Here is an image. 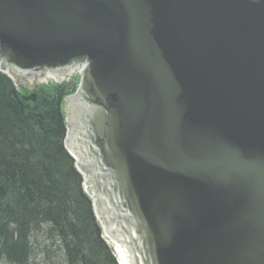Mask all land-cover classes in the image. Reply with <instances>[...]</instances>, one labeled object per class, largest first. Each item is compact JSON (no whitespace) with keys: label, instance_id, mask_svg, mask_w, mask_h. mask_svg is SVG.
<instances>
[{"label":"water","instance_id":"water-1","mask_svg":"<svg viewBox=\"0 0 264 264\" xmlns=\"http://www.w3.org/2000/svg\"><path fill=\"white\" fill-rule=\"evenodd\" d=\"M78 67L65 144L133 264H264V0H0V71Z\"/></svg>","mask_w":264,"mask_h":264},{"label":"trees","instance_id":"trees-1","mask_svg":"<svg viewBox=\"0 0 264 264\" xmlns=\"http://www.w3.org/2000/svg\"><path fill=\"white\" fill-rule=\"evenodd\" d=\"M67 88L41 112L0 71V259L10 264H119L65 144Z\"/></svg>","mask_w":264,"mask_h":264},{"label":"rangeland","instance_id":"rangeland-1","mask_svg":"<svg viewBox=\"0 0 264 264\" xmlns=\"http://www.w3.org/2000/svg\"><path fill=\"white\" fill-rule=\"evenodd\" d=\"M82 77H83V73L77 71V72H73L69 74L67 77H59L57 79L51 78V80H49L48 82L45 80H41L37 82L32 81L31 86L24 85L23 83L18 82V80H15V82H16L17 88L19 92L21 93L22 97L24 95H28V96L32 95L33 93L37 94V99L35 101L32 99L30 100L25 99V100L31 101L36 109L40 108V111L44 112V110L47 108L46 105L41 103V106L36 107L37 103L40 104V102H43L45 98L56 95L58 91L62 89V87L63 88L68 87L67 89H69V91H73L71 94H74L80 85ZM71 94L66 95L63 98L62 103L64 102V99ZM62 109H63V104H62ZM65 119H66V116H65ZM116 259L118 261L117 257ZM0 264H10V263L0 259Z\"/></svg>","mask_w":264,"mask_h":264},{"label":"bare ground","instance_id":"bare-ground-1","mask_svg":"<svg viewBox=\"0 0 264 264\" xmlns=\"http://www.w3.org/2000/svg\"><path fill=\"white\" fill-rule=\"evenodd\" d=\"M85 68L86 67L48 70L44 75H34L32 81L37 82V81L45 80L48 82L49 80H51V78L57 79L59 77H67L69 74L73 72L84 71ZM8 72L15 80H17L16 75L13 72L10 71ZM102 227H103V236L106 239L107 243L110 244V246L112 247L114 254L118 258L119 264H133V259L131 258V256L127 253V251L123 248V246L119 243V241L114 237V235L110 232V230L104 225Z\"/></svg>","mask_w":264,"mask_h":264},{"label":"built area","instance_id":"built-area-1","mask_svg":"<svg viewBox=\"0 0 264 264\" xmlns=\"http://www.w3.org/2000/svg\"><path fill=\"white\" fill-rule=\"evenodd\" d=\"M79 72H82L83 73V71H79Z\"/></svg>","mask_w":264,"mask_h":264}]
</instances>
